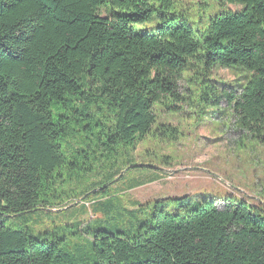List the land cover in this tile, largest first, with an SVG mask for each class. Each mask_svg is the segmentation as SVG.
Listing matches in <instances>:
<instances>
[{"label":"trees","instance_id":"16d2710c","mask_svg":"<svg viewBox=\"0 0 264 264\" xmlns=\"http://www.w3.org/2000/svg\"><path fill=\"white\" fill-rule=\"evenodd\" d=\"M158 2L0 0V264H84L86 253L70 249L83 241L92 242V264H264V209L234 198L174 215L159 202L136 230L77 225L76 242L6 224L60 199L53 174L72 128L91 134L106 111L108 143L134 146L155 107L186 104L185 72L204 78L203 107L223 104L242 130L264 138V0H217L206 25L173 0ZM215 68L249 78L218 89Z\"/></svg>","mask_w":264,"mask_h":264},{"label":"rangeland","instance_id":"374dc122","mask_svg":"<svg viewBox=\"0 0 264 264\" xmlns=\"http://www.w3.org/2000/svg\"><path fill=\"white\" fill-rule=\"evenodd\" d=\"M173 1L192 21L205 25L221 10L217 0ZM248 78L245 71L231 68H215L210 76L218 89L243 85ZM203 81L185 72L179 89L186 104L177 110L155 107L154 125L134 146L108 143L106 111L96 115L98 126L91 134L72 128L60 143L65 163L53 174V190L60 199L45 210L7 219L6 224L39 240L45 234L69 239L77 225L89 232L136 230L150 221L159 202H165L160 206L170 215L195 209L203 201L222 206L227 198L264 209L263 135L242 130L229 110L223 111V104L211 111L203 107L198 100L207 87ZM91 243L70 244V249L86 253L84 264L93 263Z\"/></svg>","mask_w":264,"mask_h":264},{"label":"water","instance_id":"95a60500","mask_svg":"<svg viewBox=\"0 0 264 264\" xmlns=\"http://www.w3.org/2000/svg\"><path fill=\"white\" fill-rule=\"evenodd\" d=\"M132 168H151V169H154L153 167H146V166H144V165H134V166H132Z\"/></svg>","mask_w":264,"mask_h":264}]
</instances>
